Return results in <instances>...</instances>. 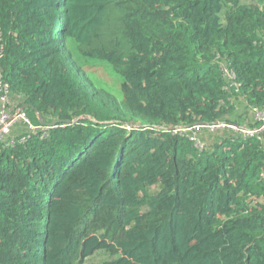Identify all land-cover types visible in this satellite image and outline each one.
Here are the masks:
<instances>
[{
    "label": "trees",
    "instance_id": "16d2710c",
    "mask_svg": "<svg viewBox=\"0 0 264 264\" xmlns=\"http://www.w3.org/2000/svg\"><path fill=\"white\" fill-rule=\"evenodd\" d=\"M254 110L264 0H0V264H264Z\"/></svg>",
    "mask_w": 264,
    "mask_h": 264
},
{
    "label": "built area",
    "instance_id": "2783aa9c",
    "mask_svg": "<svg viewBox=\"0 0 264 264\" xmlns=\"http://www.w3.org/2000/svg\"><path fill=\"white\" fill-rule=\"evenodd\" d=\"M1 100L4 101V98H2ZM254 111L256 112L255 117L257 120V126L251 130L250 129L240 130L243 134H245L247 136H251V137L264 132V112H257L256 110H254ZM16 119H22L24 122H27L20 115H16L12 118H9L5 114H1V116H0V138L8 131L10 125ZM196 127H198V126H196ZM29 128L31 129L32 132H36V131L40 130L39 127H35V126H29ZM210 128L213 129V127H210ZM230 128H233V127H230ZM43 129H48V128H43ZM22 141L23 140H21V142Z\"/></svg>",
    "mask_w": 264,
    "mask_h": 264
},
{
    "label": "water",
    "instance_id": "95a60500",
    "mask_svg": "<svg viewBox=\"0 0 264 264\" xmlns=\"http://www.w3.org/2000/svg\"><path fill=\"white\" fill-rule=\"evenodd\" d=\"M36 115H37V118H38V123L41 127L43 128H53L55 127L57 124L61 123V122H56V123H50V124H46L45 122H43V120L40 118L38 112L36 109H34ZM64 123H67L66 121Z\"/></svg>",
    "mask_w": 264,
    "mask_h": 264
},
{
    "label": "rangeland",
    "instance_id": "374dc122",
    "mask_svg": "<svg viewBox=\"0 0 264 264\" xmlns=\"http://www.w3.org/2000/svg\"><path fill=\"white\" fill-rule=\"evenodd\" d=\"M100 78L103 79L104 81H106L108 84L110 83H114V79L107 76L106 74H99ZM111 85V84H110ZM90 264V263H89Z\"/></svg>",
    "mask_w": 264,
    "mask_h": 264
}]
</instances>
